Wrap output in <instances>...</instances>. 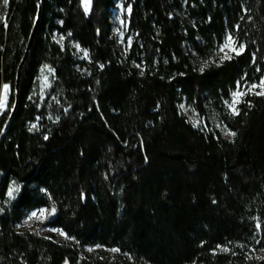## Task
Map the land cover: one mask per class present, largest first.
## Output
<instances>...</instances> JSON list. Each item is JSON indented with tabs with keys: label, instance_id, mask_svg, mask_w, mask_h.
<instances>
[{
	"label": "trees",
	"instance_id": "obj_1",
	"mask_svg": "<svg viewBox=\"0 0 264 264\" xmlns=\"http://www.w3.org/2000/svg\"><path fill=\"white\" fill-rule=\"evenodd\" d=\"M40 1L0 143V264H264V97H244L238 116L225 104L238 81L264 77V0H127L124 55L116 0H92L90 13L83 0ZM39 7L0 0V95L11 89L0 136ZM229 33L245 50L221 62ZM44 207L74 243L18 229Z\"/></svg>",
	"mask_w": 264,
	"mask_h": 264
},
{
	"label": "rangeland",
	"instance_id": "obj_2",
	"mask_svg": "<svg viewBox=\"0 0 264 264\" xmlns=\"http://www.w3.org/2000/svg\"><path fill=\"white\" fill-rule=\"evenodd\" d=\"M126 4H127V0H116L115 8L113 9V13H112L113 17L111 20L112 36L118 41L121 54L123 55L129 50L130 45H131V40H132L131 36L126 37L127 29H128V16L130 14V8ZM55 40L58 44L63 45L64 40L59 35L55 34ZM76 50H77V56L79 60L88 59L86 51L82 50L77 45H76ZM217 56L219 58V55ZM52 74H53V71L51 70V68L47 66H44L40 69V73L38 76V83H39L41 90H46L50 86ZM241 90H243V88ZM256 91H259V89H257ZM10 94H11V89L9 86L6 101H5V107L0 109V114H3V112H5L9 108L8 103H9ZM3 95H4V90L2 86L0 97H3ZM180 110L182 111L183 114H185L191 120V122H193V124L196 127L202 126L204 128L207 127L206 129H209L207 122L200 119L197 116V114L192 112L185 105H180ZM211 121L215 124V126L218 128V130L222 133L224 137L228 139L232 138L231 135L226 134L228 129L225 126L220 124L215 119H212ZM13 196H14V192L11 195V197ZM42 209L47 210L44 216H40L39 218L33 217L32 219H29V217L32 215L33 212H36L39 214L40 210ZM51 210L52 208L44 207V208H40V209L30 212L27 218L24 220V222L18 227V229L20 231H26V230L36 231L41 236H44L58 243H63V242L74 243V241L68 238L67 235L60 228L53 227L48 224V221L51 220ZM61 233H64V235H61ZM78 249L81 250L82 254H92V253L104 254L107 252L118 253V251L113 252L103 246H85L84 248L78 247Z\"/></svg>",
	"mask_w": 264,
	"mask_h": 264
},
{
	"label": "snow or ice",
	"instance_id": "obj_3",
	"mask_svg": "<svg viewBox=\"0 0 264 264\" xmlns=\"http://www.w3.org/2000/svg\"><path fill=\"white\" fill-rule=\"evenodd\" d=\"M8 2L9 0H3V4L5 6L8 4ZM90 3H91V0H83L86 13L89 11ZM244 50H245V46L243 44H238L236 39L233 37V35L229 33L225 36L223 43L219 46V50H218L219 59L221 60V62H223L224 60H230L233 58V54L235 56H239L243 53ZM205 66H207V64H205ZM201 71H203V68L201 69ZM8 87L9 86L7 84L3 85L4 95L3 97H0V109L5 107ZM242 88L243 90H241ZM257 89H259V91H256ZM249 94L264 97V77H261L259 83H252L247 86L242 85L240 81L237 82V88L236 90L231 92L230 100L225 101V104L231 116L240 115L239 105L241 103H248L250 106L251 102L244 100V97H246ZM226 134L231 135V136L236 135L235 132H231L230 130H228ZM45 139H47V137H45ZM16 190L17 189H10L8 192V195L11 196L13 192ZM46 212H47L46 209L40 210L39 214L36 212H33L32 215L29 217V219H32L33 217L39 218L40 216H44ZM52 212L53 213L55 212V207L52 208ZM257 228L258 229L260 228L259 223L257 224ZM61 235H64V233H61ZM221 250L229 251V249L227 248H222ZM111 251L115 252V251H118V249H112ZM262 251H264V249H262Z\"/></svg>",
	"mask_w": 264,
	"mask_h": 264
},
{
	"label": "water",
	"instance_id": "obj_4",
	"mask_svg": "<svg viewBox=\"0 0 264 264\" xmlns=\"http://www.w3.org/2000/svg\"><path fill=\"white\" fill-rule=\"evenodd\" d=\"M37 1L39 2V6H40V7H39V13H38V20H37V22H36V24H35L34 30H33L32 35H31V37H30L29 45H28V47H27V50H26L25 56H24V58H23V60H22V63H21V65H20V68H19V70H18L17 81H16V86H15L14 104H13V107H12V109H11V111H10V114H9L8 119H7L6 125H5V127H4V129H3V131H2L1 136H0V143H1L2 140L4 139L6 133L8 132L9 127H10V125H11V123H12L14 117H15L16 111H17V109H18V105H19V80H20V72H21V69H22L24 63H25L26 60H27L28 55H29V52H30V49H31V47H32V43H33V40H34V37H35V34H36L37 26H38V23H39V20H40V14H41V1H40V0H37ZM92 6H93V5H92V0H91V3H90V5H89V11H88V12H91V10H92ZM55 212H56V210H55ZM55 212L53 213L52 210H51V219L54 218V216H55Z\"/></svg>",
	"mask_w": 264,
	"mask_h": 264
},
{
	"label": "bare ground",
	"instance_id": "obj_5",
	"mask_svg": "<svg viewBox=\"0 0 264 264\" xmlns=\"http://www.w3.org/2000/svg\"><path fill=\"white\" fill-rule=\"evenodd\" d=\"M88 13H90V12H88ZM1 115V114H0ZM56 210V209H55ZM55 214H56V212H55ZM55 217V216H54ZM54 219V218H53ZM53 219H51V220H53Z\"/></svg>",
	"mask_w": 264,
	"mask_h": 264
}]
</instances>
